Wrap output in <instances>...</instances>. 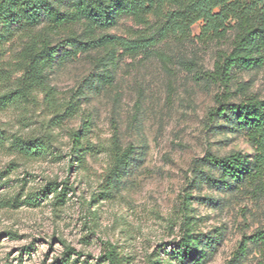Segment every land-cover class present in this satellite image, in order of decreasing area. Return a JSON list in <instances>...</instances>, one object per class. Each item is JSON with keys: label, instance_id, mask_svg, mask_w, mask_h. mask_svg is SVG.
Here are the masks:
<instances>
[{"label": "rangeland", "instance_id": "374dc122", "mask_svg": "<svg viewBox=\"0 0 264 264\" xmlns=\"http://www.w3.org/2000/svg\"><path fill=\"white\" fill-rule=\"evenodd\" d=\"M171 26L124 15L110 34L147 35L156 44L136 54L119 49L112 82L98 76L103 63L80 52L50 71L53 105L36 92L0 110L5 135L50 142L36 159L0 151V264H62L67 247L75 264H106L100 261L106 243L127 264H264V187L217 188L205 174L214 171L210 154L254 155L244 133L230 131L212 112L222 95L233 103L264 98V66L234 70L226 86L207 73L230 49L233 32L207 38L200 20L187 36L165 34ZM19 46L11 45L7 62ZM72 97L78 111L58 124L59 105ZM116 126L122 145L136 147L121 182L109 177ZM84 127L91 150L78 161L72 136ZM53 181L70 188L63 205L54 194L35 205L22 202ZM184 221L200 241V260L178 256Z\"/></svg>", "mask_w": 264, "mask_h": 264}, {"label": "trees", "instance_id": "16d2710c", "mask_svg": "<svg viewBox=\"0 0 264 264\" xmlns=\"http://www.w3.org/2000/svg\"><path fill=\"white\" fill-rule=\"evenodd\" d=\"M130 16L140 24L149 25L151 17L166 19L172 24L165 34L180 33L187 36L192 26L202 20L203 34L207 38H224L233 32L230 49L218 54L214 71L207 73L229 86L234 70H251L264 66V0H0V110L44 93L49 104L57 100L55 88L49 82L50 71L55 64L65 62L85 52L93 61L106 67L98 76L112 82L117 53L121 49L136 54L156 44V39L140 35L130 39L110 34L120 17ZM82 28V32L79 29ZM19 43L13 59L6 61L11 45ZM93 51L101 54L92 55ZM107 61V62H104ZM7 62V63H6ZM109 66V67H108ZM17 75V76H16ZM78 98L73 97L65 105H59L58 124L64 117H72L78 111ZM212 114L224 118L232 132H243L254 148L250 157L241 151L224 156L210 154L206 178L211 186L223 189L243 185L264 187V98L249 96L238 103L230 97L218 99ZM110 147V178L121 182L131 166L136 147L123 146L118 128ZM88 127L73 134L74 150L78 161L91 150L87 137ZM10 141L9 146L7 145ZM50 142L40 137L5 135L0 129V151L11 149L21 157L36 159L50 148ZM196 171H199L196 169ZM203 172V171H202ZM69 187L60 189V183L47 184L38 194H27L22 202L35 205L49 194H54L58 205L67 200ZM185 224V232L178 243L182 251L179 258L200 260L203 250L200 241L191 232V223ZM72 249L67 247L62 264H75ZM106 264H127L118 247L106 243L101 255Z\"/></svg>", "mask_w": 264, "mask_h": 264}]
</instances>
